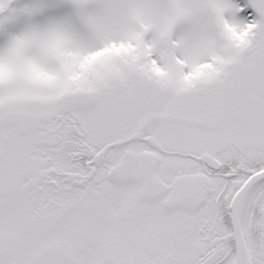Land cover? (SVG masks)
I'll return each instance as SVG.
<instances>
[{"label": "snow or ice", "instance_id": "obj_1", "mask_svg": "<svg viewBox=\"0 0 264 264\" xmlns=\"http://www.w3.org/2000/svg\"><path fill=\"white\" fill-rule=\"evenodd\" d=\"M0 264H264V0H0Z\"/></svg>", "mask_w": 264, "mask_h": 264}]
</instances>
